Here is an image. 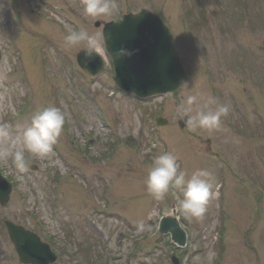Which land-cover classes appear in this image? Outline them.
Returning a JSON list of instances; mask_svg holds the SVG:
<instances>
[{"label": "rangeland", "instance_id": "1", "mask_svg": "<svg viewBox=\"0 0 264 264\" xmlns=\"http://www.w3.org/2000/svg\"><path fill=\"white\" fill-rule=\"evenodd\" d=\"M116 3L112 15L93 18L81 0H0V125L15 139L37 110L55 106L66 118L48 156L25 151V170L0 155L14 184L8 207L0 206V264L18 262L7 218L52 244L56 264H173V254L181 264H264V0ZM142 8L171 26L189 73L178 91L145 101L117 89L109 57L105 72L89 78L75 57L84 45L64 43L83 29L106 53L94 23ZM191 16L208 26L192 31ZM190 95L192 115L204 104L228 106L218 129H180ZM157 116L169 122L157 126ZM11 139H0V154ZM165 152L188 176L206 169L215 178L204 216L180 213L191 235L186 250L157 234L171 193L158 202L146 189L153 158Z\"/></svg>", "mask_w": 264, "mask_h": 264}, {"label": "clouds", "instance_id": "2", "mask_svg": "<svg viewBox=\"0 0 264 264\" xmlns=\"http://www.w3.org/2000/svg\"><path fill=\"white\" fill-rule=\"evenodd\" d=\"M83 15L100 18L112 15L118 8L116 0H81ZM66 47L84 45L86 57L101 56V44L96 35L86 30H72L64 37ZM131 55L126 49H118L116 57ZM195 96H188L182 102L180 111L183 113L185 127L190 131L197 129H218L221 117L227 115V105L218 104L214 109L208 104L201 106L192 115L191 106L195 103ZM65 114L55 106H48L37 110L31 118L29 126L23 129L17 138L11 139L8 128L0 125V139H11L10 150H5L4 156H11L15 166L21 171L27 167L25 151L40 157L48 156L52 146L57 142L65 124ZM148 194L156 201H162L171 193L175 200L177 212L186 218H202L207 211V205L213 196L215 178L206 169H197L190 176L181 171L177 158L170 152L155 156L152 166L148 170L145 181ZM178 189L179 191H175ZM141 229L143 225L139 226Z\"/></svg>", "mask_w": 264, "mask_h": 264}, {"label": "water", "instance_id": "3", "mask_svg": "<svg viewBox=\"0 0 264 264\" xmlns=\"http://www.w3.org/2000/svg\"><path fill=\"white\" fill-rule=\"evenodd\" d=\"M104 35L115 65V80L123 90L146 97L174 90L185 80L171 31L150 11L142 10L137 15H127L122 21L106 23ZM121 48L131 55L117 58L116 52ZM78 58L82 67L91 75L104 69V63L98 56L86 57L83 51ZM10 191L11 185L0 174V201L3 205L7 204ZM7 227L23 260L48 264L56 259L54 254L49 253L48 246L40 244L32 233L9 222ZM160 232L170 234V240L178 247L187 244V232L175 212L164 216ZM174 260L179 264L177 258Z\"/></svg>", "mask_w": 264, "mask_h": 264}]
</instances>
